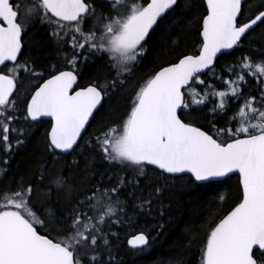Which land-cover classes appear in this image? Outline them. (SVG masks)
<instances>
[{
  "label": "snow or ice",
  "instance_id": "1",
  "mask_svg": "<svg viewBox=\"0 0 264 264\" xmlns=\"http://www.w3.org/2000/svg\"><path fill=\"white\" fill-rule=\"evenodd\" d=\"M183 7L184 0H0V145L11 154L13 139L18 147L51 118L42 137L51 160L0 189V264H119L113 229L131 221L129 198L134 211L162 216L170 188L209 190V208L233 201L209 224L200 264H264V0H192L190 12L203 7L199 18ZM181 27L194 28L199 47L169 60ZM37 28L54 61L29 54L25 40ZM158 31L168 36L158 53L165 63L131 88L119 121L103 123ZM253 44L255 58L226 59ZM97 54L110 58L108 74L81 85ZM97 122L103 126L90 132ZM96 158L125 174L106 181ZM234 175L232 194L225 189ZM128 243L143 251L150 233Z\"/></svg>",
  "mask_w": 264,
  "mask_h": 264
},
{
  "label": "trees",
  "instance_id": "2",
  "mask_svg": "<svg viewBox=\"0 0 264 264\" xmlns=\"http://www.w3.org/2000/svg\"><path fill=\"white\" fill-rule=\"evenodd\" d=\"M197 4L201 0H196ZM192 0H184L183 12L194 15L199 18L203 7L191 9ZM177 35L172 39L176 41L174 47H178V51L173 52L167 59H175L181 53H192L198 48L196 44L197 36L193 27L177 28ZM168 39L167 34L163 31H158L151 36L147 45L146 58L141 66L136 70L135 75L129 81V89L126 92L116 94L112 97L109 105L106 106L103 123H111L119 121L121 116L128 107L127 97L131 94V88L134 87L140 79L149 74L153 69L157 68L165 61L159 59L158 53L161 51V45ZM45 40V33L39 28L34 29L26 38L25 45L29 54L36 55L42 62H46L55 58V52L51 47L43 48L40 45ZM259 44L251 46L245 45L240 50H234V55L226 57L231 62L237 59L242 54H250L255 58L259 55L254 49L258 48ZM107 54H103L93 63L90 61L85 66L84 76L86 81H94L96 77L107 75L109 72V63ZM223 63V61H222ZM24 86L28 87V81H24ZM221 85L217 84V87ZM18 82V91L20 90ZM23 95L21 102L18 104L17 115L24 111ZM235 111V105L231 106L229 115ZM21 124L24 122L21 121ZM49 122L43 121L40 127L34 129L30 134H26L24 143L15 146V140H12V153L8 154L3 150V145H0V189H11L22 178H30V173L34 170L38 160L49 161L51 158L47 156L43 149L42 137L45 129L48 128ZM103 126L102 123H94L90 132H96ZM70 163V159L66 157ZM8 163L5 165L4 161ZM97 164V171L104 174L107 181L108 177H112L115 181L117 176H120L123 166L118 164L109 165L106 161L101 162L98 158L94 161ZM64 167L63 161L58 165ZM226 191L235 194L237 191V179L233 176L230 180ZM150 191V189H147ZM123 198V197H122ZM209 198V190H179L170 188L162 195L164 215H159L154 210L152 215H144L133 210L132 201L129 198L128 215L132 217L131 221H125L124 224L114 228L118 232L119 240L117 243L118 261L119 264H160L162 259L178 262V264H200L201 249L203 247L202 240L209 224L215 222L218 217H222L226 211L232 206L233 201L226 199L218 208H209L206 205V200ZM208 212L209 215H205ZM164 225L163 234L159 233L158 225ZM195 230V234L189 233V228ZM147 231L150 233V244L143 251L132 249L128 246V238L135 233Z\"/></svg>",
  "mask_w": 264,
  "mask_h": 264
},
{
  "label": "flooded vegetation",
  "instance_id": "3",
  "mask_svg": "<svg viewBox=\"0 0 264 264\" xmlns=\"http://www.w3.org/2000/svg\"><path fill=\"white\" fill-rule=\"evenodd\" d=\"M102 55H103V54H97V56L94 57V58L90 61V63H93V62H95L96 60H99L98 58L102 57ZM106 57H107V58H106L107 61L110 62V58H109L108 56H106ZM54 60H55V58L52 59L51 61H54ZM108 66H109V65H108ZM84 71H85V67H84V69H83V71H82V76H81V80H80L81 85H85V84L90 83L89 81H86L85 76H84ZM91 82H92V81H91Z\"/></svg>",
  "mask_w": 264,
  "mask_h": 264
},
{
  "label": "water",
  "instance_id": "4",
  "mask_svg": "<svg viewBox=\"0 0 264 264\" xmlns=\"http://www.w3.org/2000/svg\"><path fill=\"white\" fill-rule=\"evenodd\" d=\"M42 119H44V120H50L51 118H47V117H45V118H42ZM139 233H140V232H139ZM139 233H137V234H139ZM135 235H136V234H135ZM133 236H134V235H132L131 237H129L128 241H130V240L133 238ZM128 245H129L130 248H132V247L130 246L129 243H128Z\"/></svg>",
  "mask_w": 264,
  "mask_h": 264
},
{
  "label": "rangeland",
  "instance_id": "5",
  "mask_svg": "<svg viewBox=\"0 0 264 264\" xmlns=\"http://www.w3.org/2000/svg\"><path fill=\"white\" fill-rule=\"evenodd\" d=\"M124 174H125V170H121V173H119V175H124Z\"/></svg>",
  "mask_w": 264,
  "mask_h": 264
}]
</instances>
